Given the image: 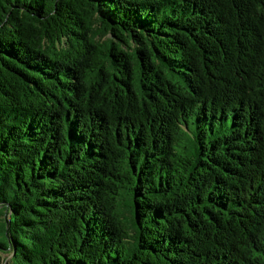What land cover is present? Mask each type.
Instances as JSON below:
<instances>
[{
  "label": "trees",
  "instance_id": "obj_1",
  "mask_svg": "<svg viewBox=\"0 0 264 264\" xmlns=\"http://www.w3.org/2000/svg\"><path fill=\"white\" fill-rule=\"evenodd\" d=\"M264 264V0H0V264Z\"/></svg>",
  "mask_w": 264,
  "mask_h": 264
},
{
  "label": "rangeland",
  "instance_id": "obj_2",
  "mask_svg": "<svg viewBox=\"0 0 264 264\" xmlns=\"http://www.w3.org/2000/svg\"><path fill=\"white\" fill-rule=\"evenodd\" d=\"M2 257H3V259L5 260V262L3 261V264H6L7 261H9V257H8V256H3V255H2Z\"/></svg>",
  "mask_w": 264,
  "mask_h": 264
}]
</instances>
